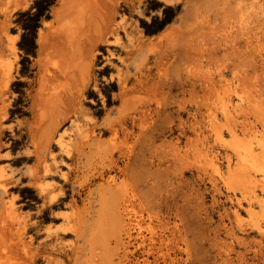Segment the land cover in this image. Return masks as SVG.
<instances>
[{
    "label": "rangeland",
    "instance_id": "1",
    "mask_svg": "<svg viewBox=\"0 0 264 264\" xmlns=\"http://www.w3.org/2000/svg\"><path fill=\"white\" fill-rule=\"evenodd\" d=\"M36 1L31 0V4L25 5L18 0H0V51L2 30L8 28L9 35L17 38L19 62L14 65L12 81L6 86L0 72V120L3 123L0 168L4 172L0 174H5L7 184L6 191L0 185V264H134L136 253L130 254L132 246L120 224L119 206L127 190L128 195L130 192L134 195L131 212L146 215L143 212L146 203H161L159 213L150 214L159 215V218L144 216V233L161 221H168L169 225L175 221L184 232L183 240L177 237L170 245L169 253L175 255L171 264H264V236L260 237L255 228L257 222H264V178L260 174H252L255 178L239 175L248 151L256 147L257 141H264V0H155L156 3L137 0L143 16L120 11L130 22L132 32L127 42L128 49L133 52L126 62L127 74L132 80L139 75L144 79V89L138 96L142 102L138 101V105H146V108L148 105L147 109H152L147 112L146 134L128 137L118 134L114 138L109 132L97 134L98 129L107 126L108 120L114 121L119 115L133 111H129L132 106L129 104L126 111L117 113L123 107L112 98L117 92L116 86L107 93L102 91V74L96 70L104 62L100 56L93 69L98 73L101 97L96 91L87 96L82 105L85 114L80 119L81 122L86 118L94 121L96 139L71 138L68 146L59 145L55 137L48 140L43 135V128L55 116V111L53 115L47 112L50 118H43L49 119L43 120L45 126L42 117H48V114L39 116L41 119L38 117L42 137L41 133L33 138L26 133L27 125L33 122L31 96L38 86L37 75L35 88L32 86L37 34L54 21L56 12L62 11L60 0L39 1L38 5ZM39 7L42 9L35 17ZM121 35V42H125L126 37ZM153 43H160L156 63L151 46V51L146 48ZM170 44L174 45L170 47ZM138 46H142L140 51ZM50 54V59L48 55L44 56L45 66L49 65L51 69L56 65L52 68L55 70L59 67L58 58L56 60V55ZM135 61H141L140 65L137 63L138 69ZM74 63L79 69L75 67L73 71V64L68 68L73 72L79 70L78 74H73L75 78L69 71L73 79L67 78V81L68 73H64L59 80L66 76L64 81L69 85L72 80H80L78 77H81L84 65L80 59ZM114 63L119 66L116 60ZM103 74L108 77L109 72ZM157 79L159 85L153 92L150 83ZM61 80L54 79L51 85L45 83L46 87L59 84L55 86L59 89ZM65 84H62L63 88ZM75 86L74 83L67 86L72 89L66 87L68 93L74 92ZM51 122L50 128H54ZM69 124L65 121L58 128L62 131ZM230 130L235 133L234 137ZM40 141L45 146L49 142L52 145L44 148ZM124 142H127L128 152L122 151L126 146ZM40 146L42 151L38 149V154L41 157L36 155ZM38 157L42 160L38 161ZM53 162L58 165V172L52 178L56 198L52 203L44 204L37 183L30 182L29 177L33 173L39 174L43 166ZM215 169L226 178V184L214 173ZM62 171L68 173L67 178L61 177ZM108 175L114 181H105ZM237 176L241 182L229 185L227 179L235 177L237 180ZM120 184L126 189L121 190ZM243 196L252 200L251 210H247ZM237 200L242 202L243 208H239L238 219H235L232 210ZM8 202L15 203L17 216L7 215L5 205ZM170 206L172 209L168 210ZM119 237L121 241H118ZM127 250L131 256L126 258L122 254ZM163 261L164 258L159 257L156 264H164Z\"/></svg>",
    "mask_w": 264,
    "mask_h": 264
},
{
    "label": "bare ground",
    "instance_id": "2",
    "mask_svg": "<svg viewBox=\"0 0 264 264\" xmlns=\"http://www.w3.org/2000/svg\"><path fill=\"white\" fill-rule=\"evenodd\" d=\"M153 1H155V0H153ZM18 2L27 5L31 2V0H18ZM13 3L15 4V1L12 2V4ZM60 3H62V6H61L62 8H60V9L63 12L60 10L58 11V13L56 12L54 15V21L52 20V18H51L52 21H50L49 23L45 20L48 24L43 29L39 28L40 30L37 34L38 50H37V55L35 58L36 72L34 74V78L32 77L33 79L32 78L31 79H32V86H33L34 82H35L36 75H37L36 80L38 82L37 83L38 86L35 83L37 86L36 87L37 90L33 89L35 92L33 91L34 94L31 96V104H30L31 114H32V118H33V122H30V123L33 124L34 126L32 127L31 124L27 125V127H26L27 135H29L30 137L33 138V137H38L41 133V137H42L41 127H40L41 121L40 120H39V122L37 121L38 117L43 115L44 113L48 114L49 113L48 111H50V113L52 112L51 115H53V112L55 111L54 112V113H56V114H54L55 118L54 117L50 118V116H49L50 113L48 114V117H42V122L44 120L43 118H50L51 121L53 120L52 122L49 119L44 120L46 122H47V120H49V124H50V122L52 123L51 126H53V124H54V128L52 127L53 129L50 128V125L48 124V122H47V125L45 124L46 122L45 123L43 122V124H42V125L45 124L47 126L46 127L44 125L46 128H48V127L50 128V129H46L43 126L44 127L43 128L44 129L43 135H46L47 139L49 138L48 140H50V138L52 139L55 137V138H57L59 145L66 146L70 142L71 138H77V137L83 138L84 137V138H90V140H91V138L96 137L95 136L96 135V130H95L96 124L94 123V121L86 118L81 122L80 119L83 117V114H85L83 109H82V105H83L84 100L86 98L88 99L87 96L90 97V95H94L95 91H96L99 94V96L101 97V92H100L101 88L98 87V85H99L98 78H97L98 73L95 72V69H93V67H96V64L99 62L98 58L100 56L102 57L104 62H101V64H99L97 66L96 70L102 74L101 80L104 82L103 86H102V91L107 93L108 91L114 89V86H116L117 92L115 94H112V98H116L118 100V102L120 103V106L123 107L122 109H119L120 111L117 109L119 111L118 112L116 110L117 113L120 114L121 110L125 109L126 107L128 108L130 106L129 104H132V106L129 107V111H132V110L133 111L130 112L129 114H127V113L125 114L123 112L125 115L122 113L123 115H121V116L119 115V117L115 118L114 121L108 120V122L105 123V125H107V126L98 129L97 134L109 132L110 136H112L113 138L115 136H117L118 134H122L123 136H127V137H128V135H131V134L140 135V136H141V134L145 135L146 133H144V132H145V129H147L146 128L148 125L147 120L149 118L147 112L152 110V109H147L148 105H147V108H146V105H142V104L138 105V101L142 102V101H140L141 97L139 98L138 96H141L140 93L144 89V86H145V83L143 81L144 79L139 75V76H135L132 80L128 76L129 74H127V73H129V71L127 70L126 62H127L128 57L133 52L130 49H128L127 42L129 41V38H130L132 32L130 31V22H127V20L125 18L126 16L124 14V12L126 10L129 15H132L134 13L139 17L143 16V10L141 9V6L139 5L140 1L135 2L134 0H131V1L130 0H71V1L70 0H66V1L64 0V2H61V0H60ZM155 3H156V1H155ZM7 7H9V6H7ZM59 7H58V9H59ZM63 7L65 8L66 12H64L65 10ZM12 9H14V8H12ZM120 11H124V12H120ZM1 12H3V11L1 10ZM6 12L8 13V11H6ZM59 12H61V14L64 13L63 14L64 16L61 15ZM10 13L11 12H9V14ZM9 14H8V17H9ZM139 17H138V19H139ZM6 19H7V17H6ZM6 19H5V21H6ZM7 24L9 25V23H7ZM90 27L92 28V30ZM150 29H152V27ZM8 30H9L8 28H6L5 31L2 30V32H4V33L1 36L2 38H1V51H0V68H1L0 72H1V79H2V82L4 83V86L8 85L12 81V78H13L12 77V73H13L12 70L14 69V65L16 63H19V62H17L18 59L16 56L17 55L16 54V45H17L16 40H17V38H16V36L9 35ZM152 30H154V29H152ZM90 33H92V34H90ZM121 33L123 34V37H126L125 42H121V37H122ZM109 38H111L112 40L111 39L109 40ZM157 40H160V39L157 38ZM150 42H152V41H150ZM156 42H158V41H156ZM160 42H161V40H160ZM158 44H160V43H153L152 45H150V44L146 45V46H148L146 48L149 50H150L149 46H151L155 63L158 61L159 52H160V48H159L160 45H158ZM172 45H174V44H172ZM172 45L170 44V47ZM141 47H139V48L136 47V48L139 49V51H140ZM146 48L144 46L145 50H146ZM145 50H143V51L146 53L147 50L146 51ZM50 53H52V54H50ZM49 54L50 55H53V54L56 55V57H55L56 60L58 58L57 67L58 66L59 67L58 68L56 67L57 69H55V70L52 68L55 67L56 65L53 66L51 69L48 68L49 65L45 66L44 56H46V55L49 56ZM143 56H145V55H143ZM52 57L54 58V56H52ZM18 58H19V56H18ZM140 58H142V57H140ZM49 59H50V56H49ZM77 59L78 60L80 59L82 61V64L84 65V69L82 68L83 71L81 73V77L79 75H78L79 77L77 76L78 79L80 78V80H77L79 82L78 84L76 83L77 81L72 80V82L74 83V86L77 85V87L76 86L74 87L75 89L73 88L75 90L74 92L70 93L71 92L70 91L69 92L70 94L68 93V91L72 90V89L68 88L67 86H71V84L73 86V83H71V81H69V83H71L69 85L66 81H64L66 76L64 77V79L62 77L63 81L61 80V77H60V80L62 82V83H60L62 86L61 88L60 87H59V89L55 88V86H59V84L58 85L55 84V86H53V88L48 87V86L46 87L45 83H47V85H51V82L54 79L58 80V82H60V80L58 79L59 76H62L64 73H66V74L68 73V75H69V73H70L69 71H71L72 69H73V71L76 70L75 67H77V68L79 67L78 64L74 63ZM114 60L117 61L119 66L116 63H114ZM60 61H62V62H60ZM141 61H138L137 63H139V65H140ZM52 62L56 63V61H52ZM71 62H73V63H71ZM53 63L50 62L51 65ZM60 63L64 64V66ZM70 63L73 64L74 68L69 70V68H71ZM77 63H80V62H77ZM135 63H136V61H135ZM69 65H70V67H69ZM137 67H138V64L136 65V69H138ZM34 69H35V67H34ZM66 69H68V70L66 71ZM73 71H71V72H73ZM78 72H79V70H78ZM78 72L75 71V72L70 73V74L72 76H74L73 74L74 73L78 74ZM107 72H109L108 77H105L103 73L106 74ZM157 72H158V70H157ZM157 72H155V73L157 74ZM139 73H140V71H139ZM141 74H142V72H141ZM68 75L66 77V80H67V78L68 79L71 78V75H69V76ZM160 75H162V74H160ZM73 78H75V76ZM73 78H71V79H73ZM152 79H153V77H152ZM21 80H23V79H21ZM26 81H27V79H26ZM64 83H66L65 85H66L67 89H69L68 91H67L66 87L63 88L62 84H64ZM1 85L3 87V84H1ZM158 85H159L158 79L157 80H151L150 86L152 87L153 92L155 91V89L158 88ZM27 89H28V87H27ZM149 92L151 93V91H149ZM0 93H1V90H0ZM143 95H142V97H144ZM4 96H5V94H4ZM7 98H9V97H7ZM154 98L155 97H153V99ZM150 99H152V98H150ZM143 100L145 101V99H143ZM156 101L157 100H155V102ZM159 102H160V100H159ZM126 105H128V106H126ZM56 107H58L57 110H61V111H59L60 113L55 109ZM59 107L60 108L63 107V110L60 109ZM130 108H131V110H130ZM44 110H46V112H44ZM125 111H126V109H125ZM7 113H8V110L6 109V106H5L4 115H6ZM4 115H3V119H4ZM105 116L108 117L106 115V113H105ZM56 121H57V123H56ZM65 121H68L70 124L67 128H64L62 131H60V128H58V126ZM3 122H4V120H3ZM37 123H39L40 126H38ZM102 123H104V122H102ZM2 124H3L2 120H0V129H1V126H3ZM102 126H103V124H102ZM134 126L136 127V130H134ZM6 129H7V127H6ZM230 132H231V135L234 137L235 133L232 132V130H230ZM12 133H13V131H12ZM40 138H38V139H40ZM36 139L34 140L33 143H35ZM92 142L93 141H91V143ZM120 142L121 141H119V144H120ZM85 143L87 144L88 142L86 141ZM111 143H113V142H111ZM124 143H126L125 144L126 146H124L123 143H122L123 145L121 146L122 148H123V146L125 147V149H122L123 152L128 150L127 142H124ZM35 145L38 146V143L36 142ZM43 145H44V142H41V146L44 148L47 146L50 147L52 144H50V142H49V143H47V146H45V145L43 146ZM41 146L39 148H37V154H36V155H39L40 157H41V155L38 154V151H39L38 149H41V151H42ZM112 146L115 147L114 144ZM35 147L36 146H34V149H35ZM118 147H119V145H118ZM67 148H70V147H67ZM67 148H65L66 152H67ZM117 150L120 151L119 148ZM43 153H45V151ZM240 154H241V152H240ZM42 157H43V154H42ZM41 160H42V158L38 159V161H41ZM116 167H118V166H116ZM57 168H58V165L53 162L52 164L43 166V168L39 174H37V173L34 174L33 172H31L34 175L32 174L29 177L30 182L37 183V187L39 189V193L43 199L44 204L50 203V202L52 203V200H54L56 198L55 197L56 195L53 194L54 193L53 191L55 190V188H54V185L52 182L53 181L52 178H54L56 176V173L58 172ZM68 168H67V170H68ZM1 171L3 172L2 167L0 168V172ZM63 171L60 173L62 178L66 177L68 175V173H64ZM3 173L0 174V185H1V188L3 187L2 189L3 190L5 189V191H6L7 184H5V182H4V180L6 178L4 179L5 174L3 175ZM214 173L219 177V179L221 178L222 181H224V183L226 184V182H225L226 178H222L223 176L218 172V170L215 169ZM241 173L242 174H239V173L238 174L242 175L241 176L242 178H244V177L255 178L254 175H256V174H260V175H262V178H264V141H257L256 147H252L248 151L247 158H244L243 162L241 164ZM252 174H254V175H252ZM8 178H7V180H8ZM236 178H237V180L235 179V177L228 178L227 181H228L229 185L235 184L236 181L241 182V180L238 179L239 176H237ZM262 178H260V179H262ZM105 179L104 180L107 182L114 181V178L112 176H109V175ZM122 181H124V180H122ZM9 184H11V183H9ZM127 184L128 183H124L123 185L128 186ZM123 189L125 190L126 188H123L121 185V190H123ZM5 191H3V192L5 193ZM127 191L129 192V190H127ZM127 191H125V192L128 195ZM121 192L125 193L124 191H121ZM130 193H131V195H128V196L123 194L126 197L122 198L121 205L119 206L121 208V210H120L121 211V214H120L121 215V218H120L121 223L120 222L119 223L122 224V227L124 228L123 229L124 234L127 236V238L129 239V244H131V246H132V250H131L132 252L130 254L136 253L135 255L132 254L134 257V264H153V263L156 264V261L158 260L159 257H163L164 258L163 262H165L166 264H171L175 255L171 256V254L169 253L170 245H172L175 242V239L177 237H181V239L183 240L184 232L179 229L177 222H175V221L172 223L173 225H169L168 221L167 222L161 221V223L158 224L157 227L151 229L147 233H144V231L142 230V222L144 221V216L149 218V219L159 218V215H150V214L159 213L161 203L156 202V201L155 202H153V201L148 202L146 204L144 203L146 207L144 206L143 212L146 215H142V213L131 212V209H132V207L130 208V206H132V204H131L132 200L131 199L134 197V195H132V192H130ZM135 196H136V194H135ZM140 198H142V197H140ZM242 198H244V200H245L247 210H249V209L251 210L252 209V200H249L244 196ZM154 200H156V199H154ZM12 202H10V203L8 202L9 204L6 203V205L4 204L6 206L7 215H16L17 216L18 214L16 213V210L13 207V204H15V203H12ZM142 202H144V201H142ZM2 205H3V203H2ZM239 208H243V204L240 200H237L236 205L232 210V214H233L235 219H238ZM170 209H172V206H170L168 210H170ZM115 210H117V209H115ZM24 213H22V214L24 215ZM115 213H116V215L118 214L117 212H115ZM117 216H119V215H117ZM175 216L178 217V215H175ZM1 218L2 217H0V219ZM117 219H118V217H117ZM0 221H2V220H0ZM179 221H181V218ZM122 227H121V229H122ZM255 228H256V232L258 233V235L260 237H263L264 236V222L263 223L257 222L255 224ZM65 229H66V227H65ZM65 229H64L63 233H65V235H66ZM2 232H3V229H2ZM2 232H1V234H3ZM176 234H177V236H176ZM7 239H8V237H7ZM119 239H120V237H119ZM118 241H121V239ZM10 242H13V241L11 240ZM127 245H128V243H127ZM123 246L125 247L124 244H123ZM20 247L23 249L22 246H20ZM185 247H187V245ZM51 250H53V249H51ZM123 250H124V248H123ZM21 251L23 252V250H21ZM127 252H128V250L125 251V254H122L123 256L125 255L126 258L130 255V254L128 255ZM185 252L186 251H184V253ZM51 256L53 257L52 254H51ZM56 256H58V255H56ZM165 257H167V259Z\"/></svg>",
    "mask_w": 264,
    "mask_h": 264
},
{
    "label": "trees",
    "instance_id": "3",
    "mask_svg": "<svg viewBox=\"0 0 264 264\" xmlns=\"http://www.w3.org/2000/svg\"><path fill=\"white\" fill-rule=\"evenodd\" d=\"M39 1H45V0H38V1H36V2H35L36 5H38ZM47 5H49V3H47ZM41 9H42V8L39 7V11L37 12V14H35V17L40 13Z\"/></svg>",
    "mask_w": 264,
    "mask_h": 264
}]
</instances>
